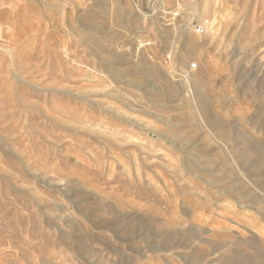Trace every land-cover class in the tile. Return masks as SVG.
<instances>
[{"label":"rangeland","instance_id":"374dc122","mask_svg":"<svg viewBox=\"0 0 264 264\" xmlns=\"http://www.w3.org/2000/svg\"><path fill=\"white\" fill-rule=\"evenodd\" d=\"M0 264H264V0H0Z\"/></svg>","mask_w":264,"mask_h":264},{"label":"built area","instance_id":"2783aa9c","mask_svg":"<svg viewBox=\"0 0 264 264\" xmlns=\"http://www.w3.org/2000/svg\"><path fill=\"white\" fill-rule=\"evenodd\" d=\"M205 31V29H204V27L203 26H199L198 28H197V32H198V34H203V33H205L204 32Z\"/></svg>","mask_w":264,"mask_h":264},{"label":"bare ground","instance_id":"6f19581e","mask_svg":"<svg viewBox=\"0 0 264 264\" xmlns=\"http://www.w3.org/2000/svg\"><path fill=\"white\" fill-rule=\"evenodd\" d=\"M196 32H197V30H196ZM198 33V32H197Z\"/></svg>","mask_w":264,"mask_h":264}]
</instances>
